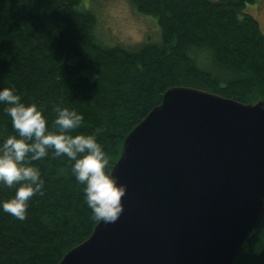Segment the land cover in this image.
Here are the masks:
<instances>
[{"label": "trees", "instance_id": "trees-1", "mask_svg": "<svg viewBox=\"0 0 264 264\" xmlns=\"http://www.w3.org/2000/svg\"><path fill=\"white\" fill-rule=\"evenodd\" d=\"M81 2L0 0V90L35 104L50 131H58L56 106L81 114V127L70 134L94 135L110 170L125 136L169 88H196L243 104L264 101V32L246 12L253 0H129L160 31L157 41L135 50L105 44ZM5 107L0 104V146L18 135ZM73 163L51 149L30 161L44 184L24 220L3 211L16 188L0 184V264H57L89 237L98 221ZM234 264H264V214Z\"/></svg>", "mask_w": 264, "mask_h": 264}, {"label": "water", "instance_id": "water-1", "mask_svg": "<svg viewBox=\"0 0 264 264\" xmlns=\"http://www.w3.org/2000/svg\"><path fill=\"white\" fill-rule=\"evenodd\" d=\"M111 174L126 186L120 219L57 264H234L264 214V101L169 88Z\"/></svg>", "mask_w": 264, "mask_h": 264}, {"label": "clouds", "instance_id": "clouds-1", "mask_svg": "<svg viewBox=\"0 0 264 264\" xmlns=\"http://www.w3.org/2000/svg\"><path fill=\"white\" fill-rule=\"evenodd\" d=\"M0 104L6 106L4 111L11 117L12 127L18 134L8 136L0 146V184L16 188L14 197L3 202V211L19 220L26 219L28 202L37 193L42 194L44 184L39 170L30 166V161L46 158L51 149L54 156H66L74 162L72 173L84 185L93 218L105 225L115 224L124 212L122 199L126 186L118 184L111 174L110 158L94 135L70 134L81 127L83 116L56 106L53 127L58 131H50L37 106H26L12 89L0 90ZM102 131L96 129L97 134Z\"/></svg>", "mask_w": 264, "mask_h": 264}, {"label": "rangeland", "instance_id": "rangeland-1", "mask_svg": "<svg viewBox=\"0 0 264 264\" xmlns=\"http://www.w3.org/2000/svg\"><path fill=\"white\" fill-rule=\"evenodd\" d=\"M81 1L82 6L95 16V30L109 46L135 50L146 42L157 41L160 36L156 19L137 13L129 0ZM246 12L256 19L264 32V0H253L247 5Z\"/></svg>", "mask_w": 264, "mask_h": 264}]
</instances>
